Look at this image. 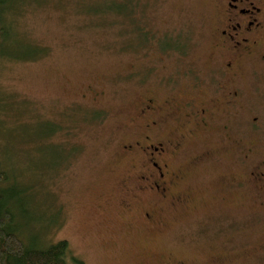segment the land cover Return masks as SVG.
<instances>
[{
	"label": "rangeland",
	"instance_id": "1",
	"mask_svg": "<svg viewBox=\"0 0 264 264\" xmlns=\"http://www.w3.org/2000/svg\"><path fill=\"white\" fill-rule=\"evenodd\" d=\"M1 1L0 161L26 191L22 237L66 240L85 264H264V207L253 188L220 182L249 165L232 163L216 125L164 120L183 141L165 197L134 193L142 158L123 152L143 99L200 101L186 84L208 79L213 0H131L130 14L105 0ZM215 122L257 143L242 119Z\"/></svg>",
	"mask_w": 264,
	"mask_h": 264
},
{
	"label": "flooded vegetation",
	"instance_id": "2",
	"mask_svg": "<svg viewBox=\"0 0 264 264\" xmlns=\"http://www.w3.org/2000/svg\"><path fill=\"white\" fill-rule=\"evenodd\" d=\"M213 7L211 51L205 69L208 79L199 77L186 84L187 89L201 96L200 101L195 103L193 98H188L178 106L176 99L172 98L160 103L151 97L143 99L138 109L140 137L123 146V152L138 153L142 158L134 177V193L139 191L148 197H165L181 177L178 169L171 168L174 161L170 157L180 154L183 141L163 135L164 120L183 122L190 130L193 127L197 131H208L209 127L216 125L217 135L227 140L233 150L232 163L249 165L244 179L236 175L223 176L220 182L253 188L254 200L264 207V155L255 152L264 148V128L261 125L264 124V0H213ZM246 93L249 101L244 100ZM223 114L236 121L242 119L246 128L253 130L257 143L244 145L237 138L229 137V122H215V118ZM199 156L207 158L210 155L203 153ZM172 198L174 202L183 200V196ZM125 206L128 207V203ZM143 215L146 219L151 216L149 211Z\"/></svg>",
	"mask_w": 264,
	"mask_h": 264
},
{
	"label": "trees",
	"instance_id": "3",
	"mask_svg": "<svg viewBox=\"0 0 264 264\" xmlns=\"http://www.w3.org/2000/svg\"><path fill=\"white\" fill-rule=\"evenodd\" d=\"M105 1L110 8L104 11L116 14L131 12V0ZM1 2L3 3L0 0ZM16 178L17 176L10 174L0 161V264H85L72 254L66 240L44 245L31 239L29 234L26 238L22 237L23 229L17 228L19 216L17 208L22 209L23 206L18 196L26 191L16 189L18 185Z\"/></svg>",
	"mask_w": 264,
	"mask_h": 264
}]
</instances>
